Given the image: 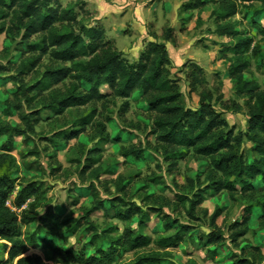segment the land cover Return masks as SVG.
I'll return each instance as SVG.
<instances>
[{"label": "rangeland", "instance_id": "1", "mask_svg": "<svg viewBox=\"0 0 264 264\" xmlns=\"http://www.w3.org/2000/svg\"><path fill=\"white\" fill-rule=\"evenodd\" d=\"M59 1L65 7L78 0ZM101 1L114 4L109 6L113 13L118 8L117 20L111 21L107 27L111 36L119 37L116 39L119 42L118 48L125 51L126 54L123 55L128 62L132 63L138 58L137 55L133 56L137 51H133L134 46H131L134 43L143 48L146 40L164 43L170 59L167 67L170 79L179 87L184 107L196 110L199 95L206 92L211 97L210 104L226 121L228 128L235 132L245 131L248 98L236 95L229 80L228 63L226 58H222L221 50L225 49L230 40L219 38L213 33L214 20L210 17L214 8L212 4H207L200 12L182 13L180 7L190 0ZM83 9L84 12L78 14L79 18L86 24L99 27L93 20L91 5L88 7L86 4ZM259 9L258 4H252L249 8L241 6L239 13L230 22L235 30L252 39V47H258L256 54H248L250 65L243 77L264 90V36L260 34V29H264V13H260ZM167 28L172 29V42L163 41V33ZM125 36L129 39L125 40ZM129 41H132L131 44ZM114 46L117 49L115 44ZM26 51L19 38L11 39L5 34L0 35V121L11 127L23 128L19 120L20 114L34 110L40 116L33 134L0 135V152L2 149L8 150L16 162V167L12 170V177L18 179L16 185L33 183L38 188L37 198H29L26 203V206L35 205L36 208L29 214L35 220L21 224V239L24 241L25 237L33 236L37 245L34 249L28 246V254L45 259L46 245L52 244L61 249L71 247L90 256L94 253L91 244L93 235H98L99 246L106 249L109 247L107 237L120 235L125 228L135 229L139 234L155 241L175 235L182 225L189 227L191 241L195 244L181 243L166 249L167 254L162 264H230L234 258L241 256L240 251L249 257L252 247L259 249L264 259V220H259L262 210L255 206L249 222V232L238 238L236 246L226 239L215 247L206 248L218 254L209 262L205 250L201 249L202 243H196V239L212 231L208 219L215 208L221 211V216L216 221L217 228L227 238V228L240 220L243 208L262 201L263 199L259 200L262 196L256 193L249 197L235 194L232 201L225 191L218 195L207 191L202 195L201 204L195 209L194 216L197 220L189 219L186 212L188 201L194 199L192 195L196 190H190L188 181L194 182L197 179L201 188L207 185L205 177L209 172L208 160L194 158L190 152L179 150L182 153L181 159L174 166L170 165L164 159L161 144L150 133L153 115L140 99V94H133L126 113L120 111L124 101L116 99L110 100L104 108L100 104L88 105L68 108L62 114H57V109L42 108L38 94L31 93V101L24 104L19 113L8 110V115L6 103L13 101L12 95L16 91L11 77L15 76V70L26 56ZM225 57H231L230 53L227 52ZM42 63L46 65L47 58ZM192 64L203 70L205 79V83L195 87L190 86ZM38 70L37 73L28 68L25 70L23 78L28 85H33L38 74L43 72L42 67ZM58 89L64 90L65 87L60 85ZM101 91L106 92V88ZM94 108L98 113L90 119V112ZM104 117L109 118L108 122L103 121ZM86 121L87 124L84 125ZM97 122H104V132L97 128ZM70 130H79L76 139L56 140L58 133ZM128 147L142 150V159L123 158L120 149ZM250 148L251 144L247 142L242 146L249 159L252 157ZM118 185L123 186L124 191H119ZM253 185L260 187L257 181ZM18 190L16 187L7 200L10 206H14L13 200ZM117 199L142 207L149 215L148 223L138 228L136 218L127 222L114 218L115 207L123 208L122 205L118 206ZM95 201L101 202L104 210L92 213L89 220L82 219L83 212ZM149 207H160L161 210L159 213H152L147 210ZM49 215L57 216L58 223H67L61 231L53 230L56 232H52L55 234L53 236L49 234L52 221L45 219ZM164 216L171 221L173 227L166 233L162 230ZM78 221L80 225L74 227ZM153 250V245L135 251L120 249L114 264H127ZM6 255L5 246L0 242V264H5ZM255 262L259 264L257 256Z\"/></svg>", "mask_w": 264, "mask_h": 264}, {"label": "trees", "instance_id": "2", "mask_svg": "<svg viewBox=\"0 0 264 264\" xmlns=\"http://www.w3.org/2000/svg\"><path fill=\"white\" fill-rule=\"evenodd\" d=\"M214 6L210 17L214 20V34L219 38H227L230 43L221 50L222 58L228 63V77L233 85L236 95L248 98L246 129L244 132L228 128L224 119L214 110L211 97L202 92L199 95L198 108L186 109L182 103V94L179 87L170 79L167 67L170 65L168 51L164 43L150 41L139 53L136 61L130 63L122 52L118 51L112 40L105 37L104 30L92 24H86L79 18V12H84V2L76 1L65 7L59 0H0V35L8 38H19L25 45L26 56L15 70L11 81L15 83L16 91L12 95L13 101L6 103V112L13 110L19 113L24 104L31 101V93L38 94L45 110L57 109V114H62L68 108H81L100 104L103 108L110 100H123L120 111L126 113L129 101L133 94H140L147 110L153 115L151 135L161 144L164 159L170 165H175L181 159L179 150L190 152L194 158L208 160L209 172L205 177L207 185L201 188L197 179L188 181L190 190H196L193 200L188 201L187 216L197 220L194 216L195 209L201 204L202 195L210 191L218 195L225 191L234 201L235 194L249 197L256 193L262 196L255 204L246 205L240 220L228 228V237L217 228L216 221L221 216L219 208H215L209 216V227L212 231L196 239L202 243L208 260L213 261L218 254L206 248L215 247L224 240H229L236 246L238 238L244 237L249 232V222L253 208L260 207L262 214L259 220H264V90L254 82H248L243 74L249 67L248 54H256L258 47H252L251 38L243 35L233 28L230 19L239 13V8H249L252 4L259 5V12L264 13V0H190L180 7L182 13L189 11H202L207 4ZM241 5V6H240ZM86 14V13H84ZM264 36V29H260ZM34 41V42H32ZM164 42H172V29L167 28L163 33ZM229 52L231 57L227 58ZM44 58L47 64L42 65ZM42 67L43 72L33 85H28L23 76L25 70L37 73ZM190 73L191 87L205 83L203 70L192 64ZM65 89H58V86ZM106 88V92H102ZM96 108L92 109L89 118L97 115ZM90 119H88L90 121ZM23 128L3 123L0 121V135L12 133L9 136H23L33 134L34 126L40 122V116L34 110L19 115ZM87 120V121H88ZM104 117L103 121L108 122ZM87 121L84 125L87 124ZM104 122H97L100 132H104ZM101 126V127H100ZM79 130L60 132L56 140H72L77 138ZM10 138V137H9ZM108 139V136L105 137ZM118 142L117 140H110ZM251 144L249 149L251 159L246 157L243 144ZM123 158L142 159V150L132 147L121 148ZM16 167L15 159L8 150L0 152V242L5 246V264H114L115 257L120 249L139 250L150 245L154 250L137 257L127 264H162L166 257L165 250L181 243L195 244L191 241L188 226H179L175 235L159 238L155 241L144 234H139L135 229L125 228L120 235L107 237L109 247L102 249L99 246L98 235H93L92 243L94 253L85 256L81 251L71 247L61 249L52 244L46 245L45 259L39 255L28 254L30 249L37 248L33 236L21 239L23 233L22 223L34 222L30 211L36 207L29 204L20 213L12 212L6 202L14 192L13 205L20 209L26 205L29 198H37L38 188L33 184L24 186L16 185L18 179L12 177V170ZM259 182L260 187L253 185ZM119 191L124 187L118 185ZM114 218L120 221H131L136 218L138 228L145 226L149 219L147 212L134 203H124L117 199ZM104 210L101 202L94 204L83 212L82 219L89 220V216ZM152 213H159L161 208L149 207ZM206 214V211H204ZM52 221L49 234L61 231L67 223H58V217L49 215L45 217ZM80 221L74 227H78ZM173 227L171 221L162 220V230L169 232ZM56 232H54V231ZM115 230V229H114ZM54 232V233H52ZM203 239L205 240L203 242ZM249 257L240 251V257L234 258L230 264H264L263 256L256 247L251 248ZM253 253H256L253 256ZM173 264V263H172Z\"/></svg>", "mask_w": 264, "mask_h": 264}, {"label": "crops", "instance_id": "3", "mask_svg": "<svg viewBox=\"0 0 264 264\" xmlns=\"http://www.w3.org/2000/svg\"><path fill=\"white\" fill-rule=\"evenodd\" d=\"M82 2H84V7H86V4H87L88 7H89V5H91V7H92L91 11H92V13H94V19L93 20L96 21L95 24L99 25V27L104 30L105 37H108V40H112L114 42V44L116 45L117 50H118L119 49L118 48V43L119 42L116 39H119V37L116 36L115 34L114 35L116 36V38L111 36L112 34H111V32L109 31V29L107 27L111 21L113 22V21L117 20V16H119V13H116L117 12L116 10L118 8H116L114 13H113L109 9V6L114 5L111 2L110 3H106V1H101V0H84ZM120 32H119V34H120ZM123 38H125V40L129 39L126 36L123 37ZM150 41L151 40H146V43H144V45L149 43ZM131 42L132 41H129L130 44H131ZM131 46H134L133 51L135 49H137V51L135 50V52L133 53V56L137 55L136 57H138L139 53L143 50V47H138V46H136L135 43H134V45H131ZM118 51L122 52L123 54H126L124 50L119 49ZM133 58H135V57H133ZM134 60L136 61L137 58L134 59ZM221 260H223V258ZM209 262H212V261L209 260ZM219 262H217V263H219Z\"/></svg>", "mask_w": 264, "mask_h": 264}, {"label": "built area", "instance_id": "4", "mask_svg": "<svg viewBox=\"0 0 264 264\" xmlns=\"http://www.w3.org/2000/svg\"><path fill=\"white\" fill-rule=\"evenodd\" d=\"M6 206H7L12 212H15V213L18 214V213H20V211H21L22 209L25 208L26 205H24V206L21 207L20 209H17V208H15L14 206H10L9 203L6 202Z\"/></svg>", "mask_w": 264, "mask_h": 264}]
</instances>
